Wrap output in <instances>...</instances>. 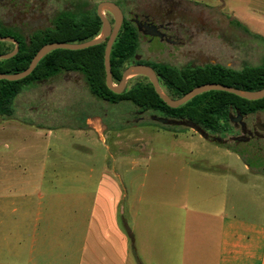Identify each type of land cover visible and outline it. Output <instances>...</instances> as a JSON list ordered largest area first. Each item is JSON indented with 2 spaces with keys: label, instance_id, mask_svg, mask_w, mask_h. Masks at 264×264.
<instances>
[{
  "label": "rangeland",
  "instance_id": "374dc122",
  "mask_svg": "<svg viewBox=\"0 0 264 264\" xmlns=\"http://www.w3.org/2000/svg\"><path fill=\"white\" fill-rule=\"evenodd\" d=\"M105 1L118 4L130 20L151 15L190 28L187 36L192 39L184 46L160 45L158 41L149 46L141 35L139 54L150 62L175 67L220 64L241 70L260 65L264 59V40L256 34L257 27H247L246 31L233 23V16L238 17L241 11L264 17V0H0V23L28 38L34 31L50 27L61 11L72 10L77 4L97 6ZM104 13L113 23L112 14ZM14 110L12 118L0 117V126L19 122L39 128L35 133L26 127L15 132L0 130V219L15 217L14 211L25 203L41 207L44 216L84 218V189H129L130 175L144 172L153 185L166 179L169 189H209L211 174H226L220 168L210 170L214 158L220 156L210 152L212 146L240 153L244 162L234 156L225 158L238 173H244L243 163L264 170V112L241 119L249 127L262 128L259 138L249 143L229 142V135L202 136L189 123L164 124L159 117L141 113L128 102L100 100L90 93L83 76L75 73L61 74L25 90L16 98ZM98 120L104 126V139L96 133H92V141L71 139L65 134L68 129L91 130ZM112 137L125 144L130 139H143L146 160L134 164L121 159ZM184 138L200 139L199 152H187L179 144ZM19 139L26 145L14 147L9 143ZM19 149L21 154L16 152ZM44 169L47 177L43 180L36 175ZM103 172L104 187L100 180ZM33 189L72 190L62 196L42 191L44 197L40 199ZM16 228L0 221V235ZM212 252L208 247L202 253L203 264H213Z\"/></svg>",
  "mask_w": 264,
  "mask_h": 264
},
{
  "label": "crops",
  "instance_id": "0c3cea01",
  "mask_svg": "<svg viewBox=\"0 0 264 264\" xmlns=\"http://www.w3.org/2000/svg\"><path fill=\"white\" fill-rule=\"evenodd\" d=\"M233 17L250 30L256 26V34L264 40L263 16L241 11ZM25 127L34 133L39 128L6 122L0 130ZM103 129L98 120L91 130L81 127L65 134L92 141V133L104 139ZM112 140L121 159L134 164L146 160L143 139H130L128 144ZM9 143L26 145L23 139ZM179 144L187 152H199L201 140L184 138ZM209 150L220 155L210 170L226 173L211 174L209 189H169L166 179L153 185L144 172L130 175L129 189H84V218L44 216L41 207L19 205L15 217L0 219L17 227L0 235V264H203L202 253L208 247L213 250V264H264V170L243 163L244 173H238L225 158L244 162L242 156L215 146ZM36 176L44 180L46 169ZM105 176L103 172L102 185ZM33 190L42 199V191L62 196L72 189Z\"/></svg>",
  "mask_w": 264,
  "mask_h": 264
},
{
  "label": "trees",
  "instance_id": "16d2710c",
  "mask_svg": "<svg viewBox=\"0 0 264 264\" xmlns=\"http://www.w3.org/2000/svg\"><path fill=\"white\" fill-rule=\"evenodd\" d=\"M97 6H91L86 2L77 4L72 10L61 11L53 18L50 27L36 30L28 38L0 23V37H13L20 44V50L15 57L0 59V74L14 75L24 72L37 52L47 44H80L97 38L102 30ZM233 23L248 31L247 27L237 19H234ZM140 42L137 27L132 20L125 17L111 51L110 62L114 84L121 82L123 73L128 67L137 64L136 56L140 50ZM105 48L106 42L81 51L55 50L42 58L27 78L20 81L1 80L0 117L14 116L15 100L25 90L66 73L83 76L90 93L100 100L111 104L128 102L141 113H151L160 119L175 123L193 124L206 136H224L232 133L230 119L232 114L247 117L264 112V99L248 101L220 91L203 93L173 109L159 97L152 83L143 76L131 79L125 90L121 94H116L106 84ZM14 49L15 44L0 42V55L9 54ZM148 65L155 70L161 88L172 99L182 98L194 88L210 83L227 85L247 92L264 89V59L260 65L245 66L241 70L220 64L183 67L165 63ZM227 149L230 150L229 147ZM233 152L240 155L237 151Z\"/></svg>",
  "mask_w": 264,
  "mask_h": 264
},
{
  "label": "water",
  "instance_id": "95a60500",
  "mask_svg": "<svg viewBox=\"0 0 264 264\" xmlns=\"http://www.w3.org/2000/svg\"><path fill=\"white\" fill-rule=\"evenodd\" d=\"M104 11H109L112 14L113 23L105 16ZM97 15L102 21V30H101L100 35L97 38L91 41L85 42V43H80V44H69V43L47 44L43 46L37 52L30 66L24 72L14 74V75L0 74V81L1 80L20 81V80L27 78L36 69L40 60L55 50L81 51V50H85V49L100 45L103 42H106V48H105V54H104L106 84H107V87L116 94H121L125 90L129 82V79L132 78L130 76H143V77H146L152 83L159 97L170 108H173V109L186 104L187 102H189L190 100H192L198 95H201L203 93L210 92V91L226 92L229 94L236 95L248 101H258V100L264 99V89L255 91V92H247V91H242V90H239V89L227 86V85L217 84V83H210V84H205V85L196 87L190 92H188L186 95H184L182 98L172 99L161 88L160 83H159V78L155 70L151 66L142 65V64L131 65L130 67H128L123 73L121 82L119 84H114L113 79H112V68H111V62H110L111 51L117 39V36L122 28L123 22L125 20V15L123 11L121 10V8L116 3L111 2V1H105V2L100 3L97 6ZM147 30L149 34L157 35L155 31L157 30L156 26H151V28H148ZM0 42H10V43L15 44L14 51L6 55H0V59L2 60L11 59L18 54L20 50V44L13 37H0ZM237 117L239 121L243 118L241 115H238ZM160 122L164 124L172 123V121L165 120V119H160ZM190 127L196 132L200 133L202 136L205 135L200 130L199 127L193 124H190Z\"/></svg>",
  "mask_w": 264,
  "mask_h": 264
},
{
  "label": "flooded vegetation",
  "instance_id": "af4514ba",
  "mask_svg": "<svg viewBox=\"0 0 264 264\" xmlns=\"http://www.w3.org/2000/svg\"><path fill=\"white\" fill-rule=\"evenodd\" d=\"M135 26L137 27L138 32L147 41L149 46L155 41H158L160 45L167 44L173 47L175 46H184L186 43H189L192 39V36H187L190 33V28L186 27L184 24H177L172 20L167 19H159L156 20L155 17L151 15H143L142 17L133 16L131 19ZM151 26H156L157 35H152L148 33V28ZM161 35V36H160ZM137 64L148 65L149 63H153L148 61L147 59H143L142 56L138 53L136 56ZM134 64V65H137ZM150 66V65H148ZM185 66H194L187 64ZM238 116V115H237ZM232 133L229 135V142H245L249 143L253 141L254 138H259V131L262 128L252 126L249 127L246 122L242 120H238V117L233 118L230 116ZM237 132V134H236Z\"/></svg>",
  "mask_w": 264,
  "mask_h": 264
},
{
  "label": "bare ground",
  "instance_id": "6f19581e",
  "mask_svg": "<svg viewBox=\"0 0 264 264\" xmlns=\"http://www.w3.org/2000/svg\"><path fill=\"white\" fill-rule=\"evenodd\" d=\"M130 77H132V76H130Z\"/></svg>",
  "mask_w": 264,
  "mask_h": 264
}]
</instances>
